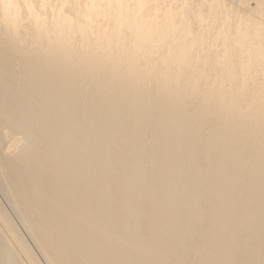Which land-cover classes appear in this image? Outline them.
<instances>
[{"label": "bare ground", "instance_id": "obj_1", "mask_svg": "<svg viewBox=\"0 0 264 264\" xmlns=\"http://www.w3.org/2000/svg\"><path fill=\"white\" fill-rule=\"evenodd\" d=\"M254 2L0 0V192L45 264H264ZM3 202L0 264H44Z\"/></svg>", "mask_w": 264, "mask_h": 264}, {"label": "rangeland", "instance_id": "obj_2", "mask_svg": "<svg viewBox=\"0 0 264 264\" xmlns=\"http://www.w3.org/2000/svg\"><path fill=\"white\" fill-rule=\"evenodd\" d=\"M251 1V4L252 5H255V2H254V0H250ZM3 194V193H2ZM2 194H1V192H0V199H1V201L3 202V204H5L6 202L8 203V200L5 198V196L3 197L2 196ZM2 198H5V199H2ZM7 200V201H6ZM5 204L4 206L7 208V210L9 211V213H10V215H11V217H13V219L16 221V223H17V226L19 227V229L21 230V232H23L25 235H24V237H26L25 239L27 240L28 239V237H29V235H27L28 233H27V231L25 230V228L22 226V224L20 223V222H17L18 221V218L16 217V214L14 213V211H13V209H12V207H11V205L9 206V203L8 204ZM8 205V206H7ZM13 213H14V215H13ZM30 238V237H29ZM32 239L30 238V239H28V243L33 247V248H36V246H35V244H34V242L33 241H31ZM33 243V244H32ZM37 251V255L40 257V259L43 261V263L45 264V261H44V259H43V257L41 256V254H39V251L37 250V248H36V250H35V252Z\"/></svg>", "mask_w": 264, "mask_h": 264}]
</instances>
